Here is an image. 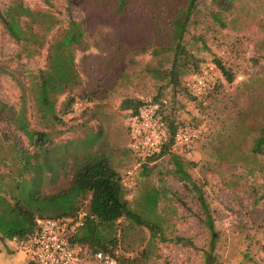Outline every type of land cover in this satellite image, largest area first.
Here are the masks:
<instances>
[{
  "label": "rangeland",
  "instance_id": "1",
  "mask_svg": "<svg viewBox=\"0 0 264 264\" xmlns=\"http://www.w3.org/2000/svg\"><path fill=\"white\" fill-rule=\"evenodd\" d=\"M17 1L58 18L59 22L46 32L47 37L69 16L85 24L86 47L76 49L75 64L91 99L74 104L72 113L62 116L63 123L51 129L48 159L56 174L49 177L45 173L41 191L55 193L67 187L75 164L84 158L106 157L120 175L132 209L138 210L136 203L145 191H158L154 211L144 216L159 220L160 235L151 237L145 223L119 219L115 224L119 252L134 257L144 251L145 264H202L200 249L208 235L194 191L172 174L170 153L165 151L152 159L143 170L128 148L124 124L127 109L119 102L124 98L154 101L156 97L165 104V112L196 132L190 155L181 160L211 209L218 232L215 264H264V148L259 154L250 151L253 137L264 126V0H232L222 13L224 28L208 17L209 11L218 9L216 0H196L182 46L196 66L215 64L217 59L234 79L227 83L217 74L211 93L195 100L184 89L191 66L175 84L167 76L169 26L155 18L148 3L128 0L124 13L111 16L106 23L101 22V10L106 9L85 0H0V12ZM126 36L125 42H116ZM43 52L41 48L31 56L20 53L0 21L3 197L6 188H14L19 180L24 154L36 149L33 130H44L37 123L29 98L26 114L20 118H13L7 108H17V82L28 85L43 64ZM85 204L86 200L79 209H85ZM0 207L4 205L0 203ZM177 236L191 244L175 242ZM7 238L0 241V264H26L28 237L7 234Z\"/></svg>",
  "mask_w": 264,
  "mask_h": 264
},
{
  "label": "trees",
  "instance_id": "2",
  "mask_svg": "<svg viewBox=\"0 0 264 264\" xmlns=\"http://www.w3.org/2000/svg\"><path fill=\"white\" fill-rule=\"evenodd\" d=\"M48 2V0H44ZM96 7L101 5V22H110L111 16H121L127 6L128 0H85ZM232 0H216L217 10L208 12V17L220 28L226 27V11ZM140 3H148L152 7L155 18L158 21L165 20L169 26L166 31L168 37L167 50H171L169 59L170 67L167 69L169 80L175 84L185 70L191 66L190 78L186 83L198 74L199 66L195 61L191 62L190 55L182 46L183 34L190 22V16L194 12L196 0H137ZM102 8V9H103ZM107 14V16H105ZM91 15L99 18L98 14ZM0 21L6 33L16 42L19 52L28 56L39 53L43 49V64L29 79L28 85L17 82L20 88L17 108L7 107L13 118H20L26 114L25 103L29 98L36 116L37 123L44 130L34 129L36 149L34 152H26L22 157L19 167V180L14 188H6V197L0 196V241L8 240L7 234H17L21 238L28 237L36 227V220L40 218H59L73 216L77 211L83 210L85 216L83 225L71 236L73 242L93 249L109 252H117L120 264H145L144 251L134 257L123 256L117 249L116 223L119 219H127L136 224H146L150 236L160 235V225L157 218H147V212H153L158 199V191L155 188L145 191L137 204L138 210L132 209L125 197V189L118 172L109 164L106 157L92 156L84 158L74 166L73 174L68 186L57 190L55 193H44L41 185L45 173L54 177L56 172L48 159V146L51 142V129L56 124H62V116L72 113L73 105L77 102L89 101L90 94L82 84V79L76 69V49L86 47L83 35L85 24L83 20H75L70 16L63 26H58L47 37L49 31L59 20L52 14L41 11H33L21 5L20 1L0 12ZM161 23V22H159ZM126 37L117 38L116 42H125ZM117 47H120L118 44ZM156 47V46H155ZM156 52V48H153ZM264 59V57H263ZM190 61V62H189ZM211 64L216 73L227 83L234 79L233 73L222 66L219 60ZM204 65V64H203ZM217 78V76H216ZM216 80V79H215ZM186 93L192 99H202L214 88L200 96ZM62 97L58 107V99ZM162 109L165 104L161 100H155ZM140 100L124 98L119 102L122 109L133 110ZM169 114V113H168ZM14 120V119H13ZM172 125H187L175 120ZM3 135L0 134V145L3 143ZM264 148V126L259 128L253 137L250 151L259 154ZM165 147L153 155L150 160L165 153ZM167 152V151H166ZM1 153V149H0ZM169 153V152H168ZM172 174L185 181L194 191L197 205L201 214V222L207 232V241L201 248L202 264H215V244L218 232L214 225L210 206L204 197L201 187L198 186L184 169L182 157L171 154ZM143 170H147L140 166ZM86 200L85 209H79L80 204ZM4 210V211H3ZM9 218L12 219L9 220ZM175 242L191 244L187 238L175 237ZM26 264H32L27 261Z\"/></svg>",
  "mask_w": 264,
  "mask_h": 264
},
{
  "label": "built area",
  "instance_id": "3",
  "mask_svg": "<svg viewBox=\"0 0 264 264\" xmlns=\"http://www.w3.org/2000/svg\"><path fill=\"white\" fill-rule=\"evenodd\" d=\"M217 73L211 64L200 65L198 74L186 83L187 91L200 96L209 91ZM77 104V103H75ZM176 116L168 114L156 101H144L125 112L128 148L138 166L148 168L151 158L165 147L166 151L187 157L196 132L191 127L174 124ZM85 212L73 216L40 218L28 236V260L32 264H120L117 252L93 249L73 242L70 236L83 225Z\"/></svg>",
  "mask_w": 264,
  "mask_h": 264
}]
</instances>
